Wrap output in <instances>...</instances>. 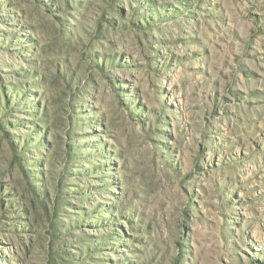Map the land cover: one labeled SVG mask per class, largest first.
I'll return each instance as SVG.
<instances>
[{
	"label": "rangeland",
	"instance_id": "374dc122",
	"mask_svg": "<svg viewBox=\"0 0 264 264\" xmlns=\"http://www.w3.org/2000/svg\"><path fill=\"white\" fill-rule=\"evenodd\" d=\"M0 264H264V0H0Z\"/></svg>",
	"mask_w": 264,
	"mask_h": 264
}]
</instances>
